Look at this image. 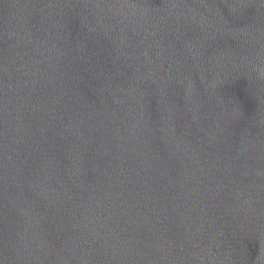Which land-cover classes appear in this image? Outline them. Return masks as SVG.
Instances as JSON below:
<instances>
[{
    "label": "water",
    "instance_id": "water-1",
    "mask_svg": "<svg viewBox=\"0 0 264 264\" xmlns=\"http://www.w3.org/2000/svg\"><path fill=\"white\" fill-rule=\"evenodd\" d=\"M0 264H264V0H0Z\"/></svg>",
    "mask_w": 264,
    "mask_h": 264
}]
</instances>
